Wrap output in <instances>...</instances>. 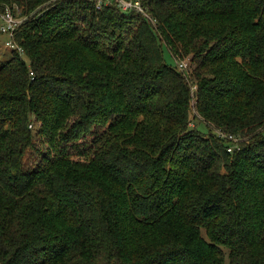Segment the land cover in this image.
Instances as JSON below:
<instances>
[{
	"label": "trees",
	"instance_id": "16d2710c",
	"mask_svg": "<svg viewBox=\"0 0 264 264\" xmlns=\"http://www.w3.org/2000/svg\"><path fill=\"white\" fill-rule=\"evenodd\" d=\"M143 5L0 0V264H264V0Z\"/></svg>",
	"mask_w": 264,
	"mask_h": 264
},
{
	"label": "built area",
	"instance_id": "2783aa9c",
	"mask_svg": "<svg viewBox=\"0 0 264 264\" xmlns=\"http://www.w3.org/2000/svg\"><path fill=\"white\" fill-rule=\"evenodd\" d=\"M90 2L94 3L97 7V9H101L105 6L116 4V6L121 9L124 12H135L137 14L142 15L145 19H147L149 22L155 24L156 21L150 16L148 13L147 8L143 5V0H89ZM17 12V16L14 14L13 10L10 8L6 9V12L1 15V32L4 35H7L9 38V41H7L6 46L9 49H18L20 53H22V49L19 48L17 45H15L12 42V38L14 36V31L16 28L26 20V17L22 18L19 17L20 10L18 8L15 9ZM189 62H184L182 65H180V70L184 71L188 69ZM222 138L229 139L235 144H238L240 139L236 138L235 136H227L225 134H220ZM237 147V146H236ZM235 149V147H230L229 152H232Z\"/></svg>",
	"mask_w": 264,
	"mask_h": 264
},
{
	"label": "rangeland",
	"instance_id": "374dc122",
	"mask_svg": "<svg viewBox=\"0 0 264 264\" xmlns=\"http://www.w3.org/2000/svg\"><path fill=\"white\" fill-rule=\"evenodd\" d=\"M9 41V38L6 35H0V66L5 64L6 62H8L11 57H12V50H10L7 46H6V42ZM165 57L166 60L168 61L169 64H173V60L170 56V54L168 53V51H165ZM198 127L199 129L204 132L207 133L208 129L207 126L204 123H199L198 122ZM241 141H239L240 143Z\"/></svg>",
	"mask_w": 264,
	"mask_h": 264
}]
</instances>
